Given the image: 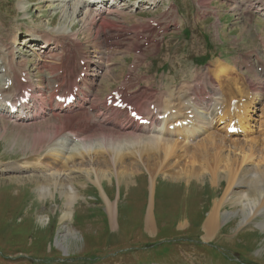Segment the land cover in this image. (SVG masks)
Wrapping results in <instances>:
<instances>
[{
    "label": "rangeland",
    "instance_id": "rangeland-1",
    "mask_svg": "<svg viewBox=\"0 0 264 264\" xmlns=\"http://www.w3.org/2000/svg\"><path fill=\"white\" fill-rule=\"evenodd\" d=\"M75 1L65 4L60 0H0V49L4 54H11L15 64L18 57L17 70L23 67L21 63L26 66L21 69L24 73L28 68L35 83L34 105L39 100L48 99L51 66H55V62L52 65L51 61H61L74 51H68L65 42L71 43L64 39L65 42L60 44L61 47L65 45L64 53L57 46L52 48L51 53L46 50V54L40 57L35 45L22 39L30 32L42 35L45 30L52 32L61 27L68 31L70 23L73 24L72 32L79 37L88 64L92 66L102 61L103 73L96 77L93 85L97 105L101 108L99 102L103 96L115 89L125 75L139 84L130 86L132 91L146 88L147 93H151L147 94V99L150 95L153 100L159 98L163 101L182 81L187 80L189 84L207 69L206 66L196 65V57L206 54L208 62L215 64L217 57L232 61L241 53L259 47L252 29L253 21L252 24L247 22L249 17L260 18L258 25L264 26L261 14L264 13V5L254 4L256 0H213L209 10H206L208 15L205 20L196 18V11L199 10L197 0H172L175 6L168 11L163 6L156 10L146 9L143 0H120L107 15L97 17L95 14L96 17L93 20L88 18V22L84 17L85 11L91 9L89 6L77 14L69 13L72 11L70 8L66 9L65 5L70 6ZM262 1L259 0L260 4ZM21 2L25 7L23 12L18 10ZM134 5H139V8H134ZM221 16L224 23L218 33L216 26ZM149 17H156L164 23L167 33L159 35V43L141 47L144 50L142 55L135 52L133 46L131 50L128 46L125 48L127 43H141L133 37V31L139 32ZM105 24H112L115 31L131 33L128 38L118 39L117 55L113 58L103 56L105 46L101 27ZM177 24L179 28L175 27ZM92 45L97 49H93ZM70 46L75 48L72 44ZM61 53L67 56L60 57ZM73 57L70 56L71 59ZM45 61L49 62L48 65ZM108 64H112V68L106 69ZM2 75L0 72V78ZM226 80H218L222 84L216 80L215 85L226 92V88H230ZM231 91L232 94V87ZM255 91L264 97V86L259 82ZM224 95L226 99L228 94ZM93 98L95 96L91 93L87 97L88 102L84 101L89 112ZM260 101L253 103L256 113L251 111L253 127L248 131L249 135L234 136V140H241L246 148L234 151L230 146L233 140H229L221 152L223 157L239 162L238 171L243 170L242 175L264 157L261 142L255 145V151L247 144L255 136L262 137ZM40 111L37 109L35 112L39 115L25 121L8 119L0 113V166L12 164L14 167L0 172V264H264V231L254 224L238 229L240 214L233 204L225 206L220 230L210 240L202 239L203 223L212 206V198L219 196L226 184L227 173L222 166L217 183H210L211 168H207L206 162L211 163L213 150L209 155L192 159L187 155L179 157L182 153L178 152L177 155L174 152L165 155L156 140L129 142L127 132L126 136L125 132L124 135L116 134V138L111 137L110 132L100 130L82 137L88 148L84 154L76 141L60 146L62 149L54 148L52 153L59 152L58 157L64 160L61 162L47 154H51V148L55 146L48 148L45 140L48 139L46 131L51 130L57 121L59 123V119L50 112L43 114ZM91 117L89 114V121ZM213 127L216 128V125ZM216 131L223 136L225 134L222 129ZM226 138L232 139L233 136ZM54 143H58V138ZM59 144H62L61 141ZM78 149L80 155L70 157L73 152L78 153ZM26 161L31 164L53 163L61 173L60 186L74 188L72 215L66 222L60 220L65 197L58 187L59 181L55 185L51 176L36 168L19 170V165ZM187 163L192 167H187ZM225 163L226 158L222 161V164ZM172 172L179 174L173 175ZM184 172L186 176L200 175L203 179L197 182L180 178V174L185 175ZM38 183L46 185L51 191L40 195ZM245 188L256 195L253 182ZM107 202L115 204L113 218L106 210ZM148 210H151L154 224L150 231L145 228ZM224 218L227 219L225 222Z\"/></svg>",
    "mask_w": 264,
    "mask_h": 264
},
{
    "label": "bare ground",
    "instance_id": "bare-ground-1",
    "mask_svg": "<svg viewBox=\"0 0 264 264\" xmlns=\"http://www.w3.org/2000/svg\"><path fill=\"white\" fill-rule=\"evenodd\" d=\"M60 1H63V2H65V4H67V2H69L71 0H60ZM114 1H116V3L118 2L117 0H114ZM143 1H145V0H143ZM159 1L160 0H157V2L155 0H148V3L149 4H156ZM22 2H25V0H22ZM22 2H21V5L18 4L19 5L18 10L20 12H23V10H25V7H23L24 3L22 4ZM93 3H94V1H92V0H76L74 3L72 2V5H70V6H67L65 4L64 5H65L67 10L69 8L72 9V11L70 10L69 13L77 14V13L81 12V9L84 7L89 6L91 8V6H93ZM96 3H97V1H96ZM103 6H105L104 9H106V10H110L111 9L110 7H113V6H110V4H108V3L103 4ZM103 10L101 8H95L94 11H93V9H88L87 11H85L84 20L87 22H88V20H87L88 18H90V19L92 18V20H93L96 17L95 14L96 15L102 14ZM72 27H73V24L70 23L69 27L67 28V29H69L68 31L61 29L62 28L61 27L60 29H58L56 31H52V32L45 30V32L42 35H36V33L30 32L28 34H25L22 39L23 40L25 39L28 42L33 43V46L35 45V48H37L39 50L38 55L41 57V56H44L43 54L45 53L46 50H48L51 53L52 48L60 46V44L64 42V39L68 40L76 48L77 44L75 43V41L77 40V34H71L70 33L72 31ZM72 35H74L73 37H75V39L72 37ZM68 36H69V39H67ZM28 42H25V43L27 44ZM28 45L31 46L32 44H28ZM79 49L80 48H78V46H77L76 50L80 51ZM80 55H81V53H80ZM65 56H67V55H65ZM70 56L71 55L68 54V56L66 58L64 57L65 59L63 58L61 61H57L58 59L51 61L52 65L55 62V66H51L52 70L50 67V70H51L50 74L52 73L53 75L51 74V77H49L50 79L48 78L49 79V81H48V92H49V95L51 98H53V94H54L55 88H56L54 85L57 82L60 83V85H59L60 87L66 89V90H69V91L73 89V85H77L79 87H81V85H82L81 88H83L84 90H87V89L90 90V88L89 87L87 88V86H86V83L88 81V74L87 73H85V76L81 79V81L79 83H77V81H76L77 75L76 74L81 70V68L78 65L79 60L76 63L75 58L73 57L74 59H71ZM54 57L56 58V56H54ZM81 59H83V58H81ZM48 63H47V65H48ZM46 67H48V66H46ZM228 69L229 68L226 66V64H223L214 73L215 78H218V80H220L222 77L227 76L228 75ZM60 70L65 71L66 75L60 74L59 73ZM26 71H25V73L22 70L18 71L16 69L15 62L13 61V59L11 57V54H9V53L4 54L3 51L0 49V72L3 73V75L0 78V94L2 97H4V101H1V104H0V107H1L0 110H2V108H4L3 103L5 102V100H8L12 96H14L15 93L20 92V90L24 89L25 87H32V83H31L30 78L27 75ZM22 73H24V74H22ZM22 75H24V76L26 75L25 77H26L27 81L25 83H21L19 81V77ZM106 75H104V76H106ZM10 80L12 82L11 86L8 89L7 88L5 89L6 83L9 82ZM223 81L224 80H222V82ZM229 81H230V79H229ZM217 82L219 84H222L219 81H217ZM224 83H226V82H224ZM227 84H228V82H227ZM221 87H222V85H221ZM230 88H231V86H230ZM240 88L241 87H239V86H236L235 88H233L234 92H237L239 94V96L241 95V98L237 99V104L235 106L233 113L229 112V106L226 108V105L224 104L223 98L221 97V95L216 96V97L221 98V104L223 105V112L219 118V121L222 123L229 116H233L234 118L237 119V122H238L237 124H238V126H240L241 131H246V130L248 131L249 126L251 125L250 119H249L250 114H248V112L250 111L249 108L251 106H253V103H255L256 101L261 99L262 100V101H260V102H262L261 110L264 112V97L262 96V93L258 92L259 95H261L259 97L258 93L255 91L254 101L253 102L252 101L251 102L246 101L242 97V96L247 97L246 95H244L245 90L240 89ZM145 89H143V90H145ZM221 89H223V88H221ZM226 89H228V88H226ZM84 90H83V92H85ZM91 91H92V89H91ZM223 92H225V91H223ZM149 93H147V94H149ZM108 94H110V93H108ZM176 94H177L176 97L169 98L168 103L164 104L162 106L164 112L167 109H169V107H171L172 105H174L178 108L183 103V101L188 98L186 90L178 91V92H176ZM149 97H150V95H149ZM41 98H42V96H41ZM174 98H176L175 101H174ZM154 102H156L158 105H160V103L158 101L155 100ZM76 107H79L81 110L75 111ZM92 107H93V105H92ZM38 108H40V109L43 108V110H41L42 113H45L46 112L45 109L48 108L49 111H52L53 117L59 119V123L57 121L58 124L57 123L54 124L52 126L53 128L51 127L52 129L49 130L48 132L46 131V133H45L48 137V139H45L48 148H50L51 146L57 147V143H54V142L57 140V138H61V139H64V144H67V145L68 144L70 145V143L72 142L71 140H73L74 142L75 141L78 142L77 146H81L83 151L81 149L80 150L83 152L82 154H84V153H86L88 148L85 145L84 139H82V137H84L85 135H87L89 132H91L93 130H94V132L103 130V131H107L108 133L110 132L109 134L111 135V137H116V134L124 135L123 132H125V136H126V132H127L128 133L127 136H129V137H127V139H129V142H130V140H132V142H137V141L144 140V139L156 140L159 142V146L164 149L165 155H169L170 153H173V152L176 154L178 152V154L182 153V155L179 157H184V155H187L192 159V158L199 157V155H201V156H203L204 154L209 155L210 151L212 153V150H213L214 156L212 154H211L212 157L210 156L211 157L210 160H212L210 162L212 163L213 166L211 167V163L206 162L207 168L208 167L211 168V170H210L211 178L209 176L211 181L210 180L209 181H210V183H212L214 185L217 183L218 173L220 172L219 168H220V166H222L223 171H225L227 173L226 179H224V181H226V184H225L224 188L222 189L221 194L219 196L217 195L216 197L212 198L213 199L212 206L210 208V211L207 214L206 220L203 223L204 234L202 236V239H204L205 241L210 240L215 235L216 231L218 229L220 230L219 226L222 222L221 217L225 213V212H223V210L225 209V206L227 204H229V206H230V204L231 205L233 204L234 207L235 206L238 207L237 210H238V213L240 214V220H241V221L239 220L240 222H238L239 223L238 229L245 228L249 224H254L255 226H257V228L259 227L261 230L264 231V157L262 158V160L259 164H257L254 167L252 166L251 169H246L245 171L248 172L247 174L242 175L243 170L241 172L238 171L239 162L236 161V159L231 160L230 158H228L226 156L223 157L221 155V152L223 151L224 144L227 143L229 140H233L232 142H230V146L234 148V151L235 150H243L244 148H246L244 146V143L241 140L236 141V140H238L237 138H239V135H230L229 137L232 138V136H233V138L229 139V138H226L228 135H226L225 131H224L225 134L223 136V135L217 133V131L215 132V130H212L213 128L210 127L211 123H209L207 121L206 117L200 116L197 114L196 115V125L190 126V128H192V129L189 131H186L187 133H185L184 131H180V134H182L184 136V141H181V140L179 141L176 139L163 138V137H160L158 135L159 132H160V134L161 133L170 134L168 126H169V124L173 123V121H172L173 116H169L167 118V120L165 121L166 124H164L163 127L159 126L156 128L158 130V132H156L157 136H155V135H149L148 136V135H141V134L135 135V134L129 133V132H135V131H140L141 133L142 132L147 133V131L149 130L147 127L146 128H139L137 124H132L130 122H122L120 120H112V121L103 120V119H101L102 115L99 112H96L93 114V116L98 119V122L95 123V125H91L89 123V120H88L90 113L86 109H83V104L80 101L75 106L72 105L70 107H65V108L63 107V105L61 103L54 104L53 102L49 103L48 101H41V103L38 105ZM136 108L139 109L142 113L147 114V109L142 108V107H139V108L136 107ZM23 110H24L23 112L17 113L14 116H18V119H22V118L30 119V118H33L36 115H38L37 112H33V109H31L29 106H24ZM26 111L27 112H33V113L31 115L27 116ZM262 111H261V113L263 114L262 115L263 119L261 121H262V125H264V113ZM115 112L117 114H119V113H123L124 111L122 109H116ZM197 112L199 113L201 111H196V113ZM23 114H25V115H23ZM162 129H164V130L162 131ZM186 129L187 128H185L183 130H186ZM173 130L177 131V128H175ZM262 131H263L262 137H259V136L256 137L255 136L254 138H251L247 144L249 145V148H254V151H255V145L258 143V141L261 142V145H262L261 152L264 155V128L262 129ZM149 132H151V131H149ZM234 136L237 137L236 140H234ZM196 137H198V138H196ZM74 139H76V140H74ZM48 143H49V145H48ZM61 143H62V141H61ZM64 144H61V145H64ZM79 144H81V145H79ZM55 147L51 148V154L50 153H47V154L52 155V158L54 157L55 160H57V161L61 160V162H64V160H62V158L58 157L59 152H58V154L52 153V151L54 150ZM191 148L193 149L192 151H190ZM80 153L81 152H79V149H78V153L73 152L72 154H70V157H74V156L76 157L77 155H80ZM70 157L68 155V158H70ZM224 158H226V163L222 164V161ZM64 159H67V158H64ZM57 161H55V162H57ZM97 161L99 164H101L100 160H97ZM189 162H190V160H189ZM42 164L41 163H32L31 164V163H28V161H26V162H23L19 165V170L29 169L30 167L36 168L38 171H41L45 174H48L47 175L48 177L51 176L55 182V185H57V182L59 181L58 187L60 188L61 194L65 197L64 208L61 210L60 220H62L63 222H66L68 219L71 218V215H72L71 205H72L73 200L75 199L74 188L72 186L62 188L60 186V179H61L60 175H61V173L55 168L53 163H48V165H46L44 163H42ZM193 164H194V162H193ZM190 165L191 164L187 163V167H192V165L191 166ZM11 168H14L12 164L2 165V166H0V172L9 171ZM188 169L189 168H187V170ZM178 172H181V171H178ZM172 174L178 175L179 173L176 172L174 174L172 172ZM184 174L185 175L180 174L182 176L181 177L179 176V177L184 178V179L188 178V179H190L189 181L197 180V182L203 179L202 176H200V175L188 174L189 176H186L185 172H184ZM183 176H185V177H183ZM176 178H177V176L175 177V179ZM188 179H186V180H188ZM221 182L224 183L223 181H221ZM252 182H253V187L255 189V193H254V194H256L255 196L251 192V189L247 190L245 188V186L248 187V185ZM205 183L206 182L204 181L203 184H205ZM37 189H38V191H39L38 193L40 195H46L48 192L51 191L49 189V187H47L46 185H41L39 183L37 184ZM106 210L108 212V215L111 218H113L115 216V204L108 203ZM225 215H224V217H225ZM43 218L44 217L40 216V219L44 220ZM226 220L227 219L224 218V222ZM153 226H154V224H153V218L151 216V210H148L146 222H145V228L148 231H150L153 228ZM59 245L62 246L61 243H59Z\"/></svg>",
    "mask_w": 264,
    "mask_h": 264
}]
</instances>
